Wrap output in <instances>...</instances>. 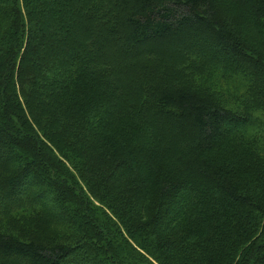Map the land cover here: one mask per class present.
Returning a JSON list of instances; mask_svg holds the SVG:
<instances>
[{
	"label": "trees",
	"instance_id": "obj_1",
	"mask_svg": "<svg viewBox=\"0 0 264 264\" xmlns=\"http://www.w3.org/2000/svg\"><path fill=\"white\" fill-rule=\"evenodd\" d=\"M0 150V264H264V0H0Z\"/></svg>",
	"mask_w": 264,
	"mask_h": 264
},
{
	"label": "rangeland",
	"instance_id": "obj_2",
	"mask_svg": "<svg viewBox=\"0 0 264 264\" xmlns=\"http://www.w3.org/2000/svg\"><path fill=\"white\" fill-rule=\"evenodd\" d=\"M0 152H1V150H0ZM4 152V151H3ZM0 154H2V153H0ZM69 264H83L82 262H80V261H78V258H77V261H75V262H71V263H69Z\"/></svg>",
	"mask_w": 264,
	"mask_h": 264
}]
</instances>
